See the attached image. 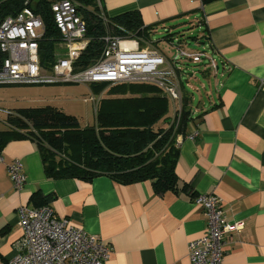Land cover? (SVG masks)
<instances>
[{"label":"crops","instance_id":"1","mask_svg":"<svg viewBox=\"0 0 264 264\" xmlns=\"http://www.w3.org/2000/svg\"><path fill=\"white\" fill-rule=\"evenodd\" d=\"M101 2L110 13L139 10L154 32L195 19L202 42L219 61L214 58L218 73L211 92L193 105L194 120L177 138L180 191L158 194L149 180L122 184L108 175L50 178L35 140H11L0 161V264L16 255L23 235L18 209L35 207L36 192L53 195L49 205L56 216L112 245L107 264H191L189 241L207 229L204 209L192 195L213 193L229 220L244 222L241 231L227 235L224 264H264V0ZM16 160L27 176L21 190L8 171ZM183 184L191 190L182 191Z\"/></svg>","mask_w":264,"mask_h":264},{"label":"trees","instance_id":"2","mask_svg":"<svg viewBox=\"0 0 264 264\" xmlns=\"http://www.w3.org/2000/svg\"><path fill=\"white\" fill-rule=\"evenodd\" d=\"M55 0H0V22L25 7L45 24L40 39L42 64L51 68L62 35L56 26ZM91 39L77 61V69L97 61L111 36L150 38L153 26H146L139 10L110 13L98 0H74ZM203 3L211 0H202ZM169 40V39H168ZM205 42V41H204ZM101 95L96 121L82 127L79 118L53 106L20 107L8 112L7 129L0 130V151L11 140L30 138L38 143L44 169L54 179L92 180L108 175L122 184L151 181L154 191H180L176 165L180 155L177 138L186 135L193 122V96L183 87L181 115L175 103L159 86L149 83L94 84ZM193 104V105H192ZM182 191H190L183 184ZM198 194H193V200ZM53 195L33 194L35 207L48 205Z\"/></svg>","mask_w":264,"mask_h":264},{"label":"built area","instance_id":"3","mask_svg":"<svg viewBox=\"0 0 264 264\" xmlns=\"http://www.w3.org/2000/svg\"><path fill=\"white\" fill-rule=\"evenodd\" d=\"M52 10L62 41L57 44V57L51 68L44 67L41 60L40 39L45 33L41 17L25 7L0 22V85L149 83L167 93L175 103V112L181 115L183 72L180 59L186 57L200 62L205 53H188L176 46L175 55L169 57L151 44V37L108 35L100 58L77 69L80 55L91 42L86 22L74 0H55ZM211 63L212 67H217L213 58ZM259 86L264 89V77ZM197 134L196 131L189 138L194 139ZM8 171L14 188L23 189L27 176L22 162L10 163ZM194 201L204 209L207 229L203 235L189 241L191 264H224L227 235L241 231L244 222L229 220L216 194L201 193ZM18 215L23 235L17 242L16 255L5 264H107L111 256L112 245L104 243L97 235L88 234L69 219L59 218L49 204L20 206Z\"/></svg>","mask_w":264,"mask_h":264},{"label":"rangeland","instance_id":"4","mask_svg":"<svg viewBox=\"0 0 264 264\" xmlns=\"http://www.w3.org/2000/svg\"><path fill=\"white\" fill-rule=\"evenodd\" d=\"M98 3L102 7L101 0ZM202 32L197 20L188 19L165 25L151 34V44L169 57L175 55L176 46L188 53H205L200 62L186 57L180 59L182 83L193 96L195 106L207 98L218 73L217 67H212L211 58L219 61L202 42ZM94 87V84L72 82L0 85V130L7 127L8 112L20 107L53 106L77 116L82 127L92 125L96 121L99 99L101 95L106 96L109 89H102L103 94L99 95Z\"/></svg>","mask_w":264,"mask_h":264},{"label":"water","instance_id":"5","mask_svg":"<svg viewBox=\"0 0 264 264\" xmlns=\"http://www.w3.org/2000/svg\"><path fill=\"white\" fill-rule=\"evenodd\" d=\"M193 74V73H192Z\"/></svg>","mask_w":264,"mask_h":264}]
</instances>
